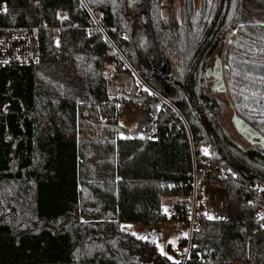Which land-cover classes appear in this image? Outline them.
<instances>
[{"label": "trees", "instance_id": "trees-1", "mask_svg": "<svg viewBox=\"0 0 264 264\" xmlns=\"http://www.w3.org/2000/svg\"><path fill=\"white\" fill-rule=\"evenodd\" d=\"M3 1L5 23L38 27L40 59L0 67V103L10 105L0 119V264H264V189L249 192L264 186V146L230 136L227 105L206 84L230 34L226 90L264 135V0H251L247 18L246 0H179L166 17L162 0ZM130 67L170 103L152 94L142 105L156 141L119 126L110 86L134 80ZM191 140L224 172L226 217L202 216L171 257L121 224L165 221L166 197L191 196Z\"/></svg>", "mask_w": 264, "mask_h": 264}, {"label": "built area", "instance_id": "built-area-1", "mask_svg": "<svg viewBox=\"0 0 264 264\" xmlns=\"http://www.w3.org/2000/svg\"><path fill=\"white\" fill-rule=\"evenodd\" d=\"M7 11V4L0 0V67L27 66L37 64L40 56L37 50L36 39L38 27L28 25L7 24L4 17ZM56 16L63 18L64 11L58 10ZM56 38L59 37V29H55ZM142 94V93H140ZM132 107L135 116L141 120L143 116L138 114L143 103L134 104L127 102ZM9 104L0 103V119L9 112ZM105 120V117H102ZM121 117L119 118V122ZM148 131L147 139L156 141L157 137L154 131L145 128ZM205 148L198 142L191 140L192 155V194L187 200H181L175 205L176 210L173 215L174 222L179 227H185L189 230V245L193 230L202 216H207L209 210L226 209V195L219 196L218 193L203 191L206 183L217 184L220 176L224 173L221 169L213 166L207 158ZM264 186L254 185L249 192L255 190L262 191ZM189 254V248L186 257Z\"/></svg>", "mask_w": 264, "mask_h": 264}, {"label": "rangeland", "instance_id": "rangeland-1", "mask_svg": "<svg viewBox=\"0 0 264 264\" xmlns=\"http://www.w3.org/2000/svg\"><path fill=\"white\" fill-rule=\"evenodd\" d=\"M136 0L134 1V3ZM202 0H195V4L197 6L201 5ZM162 3L164 4V7L162 8V16L166 17L168 14V4H173L174 7H176V10H178L179 6V0H162ZM253 2L251 0H246L247 9L245 12V16L247 18V15L249 14L250 6ZM146 16H143L142 18H145ZM146 22V18L143 19ZM247 20V19H246ZM142 27L139 29V33H143ZM143 35V34H142ZM145 37V44L147 45V39L146 36H142V38ZM230 39V34H226L222 37V42L220 46L217 48L213 56L211 57L208 65V75H207V89L211 93L219 95L225 104L227 105V113L223 117V123L227 130V132L230 134V136L236 140L238 143L246 146L247 139L240 134V132L237 130L234 116L236 114L234 107L232 105V102L229 98V94L225 89H222L220 85L218 84L220 81V65L223 68V52L225 50L226 44ZM108 73H111L110 68H108ZM223 76V72H222ZM119 81L124 82L125 87L127 89L126 92L130 93L134 87L137 88V91L139 93L145 92L148 88L146 84L138 78V76L135 75V79L133 80L128 75H121L119 76ZM119 81L112 82L111 86H114L120 90V83ZM134 86V87H133ZM150 93L152 91L149 90ZM127 100H121L118 102L119 106V115L121 117V120L119 122L120 128L123 130H126L128 132H134L137 128V125L139 123V119L135 116L132 107L128 106ZM138 114L143 116L145 114V111L140 108L138 110ZM152 131L155 129V122L152 121L150 126ZM250 143V142H248ZM203 191H209L212 193H218L220 197L224 195L225 191L222 187H220L218 184L214 183H206L203 186ZM176 197H166L164 199L163 203V211L167 214V220L159 222V223H153L152 225H146L144 223H138V222H123L121 224L122 229L130 231L134 234H136L138 237L141 238H154L155 242L160 250L161 253L167 254L171 257H175L174 251L180 252V254L185 251L184 248H179V238L185 237L189 239V230L185 227H179L175 224L173 215L176 210ZM208 217L216 218V219H223L226 217V209H213L209 210L207 213ZM187 251V250H186ZM231 264H245L240 261L232 262Z\"/></svg>", "mask_w": 264, "mask_h": 264}, {"label": "water", "instance_id": "water-1", "mask_svg": "<svg viewBox=\"0 0 264 264\" xmlns=\"http://www.w3.org/2000/svg\"><path fill=\"white\" fill-rule=\"evenodd\" d=\"M134 1L135 0H129L131 5L134 4ZM136 1L140 2V0H136ZM141 45L144 49H147V45L145 44V37L142 38ZM131 70H132V72L135 73L136 76H138V74L132 68H131ZM222 72H223V68L220 65V75L221 76H220V81L218 84L220 85V87L222 89H225L226 85H225L224 76H222ZM207 75H208V72H207ZM138 78L140 80H142L139 76H138ZM146 86L148 89L145 92H143L142 94H140L137 91L136 87H134L132 89V91L130 93H128V92H124L122 90H119L118 88H116L114 86H110V93L114 96H118L119 98H121L123 100H127L130 102L136 103V104L145 103L148 100L149 96L152 94L156 95L157 97L162 99L164 102L169 103L165 98H163L156 91H154L149 85L146 84ZM149 90L152 91V93H150ZM234 120H235L237 130L240 132L241 135H243L247 139L248 142H250L251 144H259V145L264 146V135L259 133L249 123H247L240 116H238L237 113L234 116ZM151 122H152V116L149 113H145L137 125L136 132L137 133L142 132V130L144 128H147L150 126ZM125 133H128V131L125 130ZM131 133H134V132H131ZM150 239L152 240L153 238H150Z\"/></svg>", "mask_w": 264, "mask_h": 264}, {"label": "crops", "instance_id": "crops-1", "mask_svg": "<svg viewBox=\"0 0 264 264\" xmlns=\"http://www.w3.org/2000/svg\"><path fill=\"white\" fill-rule=\"evenodd\" d=\"M224 68V65H223ZM224 76V74H223ZM61 133H64V136L67 138H75L76 136H78V132L69 128H63V130L61 129Z\"/></svg>", "mask_w": 264, "mask_h": 264}, {"label": "flooded vegetation", "instance_id": "flooded-vegetation-1", "mask_svg": "<svg viewBox=\"0 0 264 264\" xmlns=\"http://www.w3.org/2000/svg\"><path fill=\"white\" fill-rule=\"evenodd\" d=\"M139 2V1H138ZM140 2H141V0H140Z\"/></svg>", "mask_w": 264, "mask_h": 264}]
</instances>
